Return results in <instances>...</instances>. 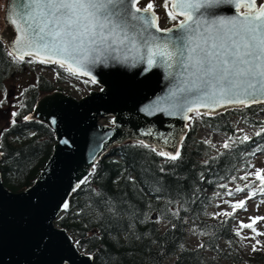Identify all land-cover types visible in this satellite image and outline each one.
<instances>
[{
  "label": "trees",
  "instance_id": "trees-1",
  "mask_svg": "<svg viewBox=\"0 0 264 264\" xmlns=\"http://www.w3.org/2000/svg\"><path fill=\"white\" fill-rule=\"evenodd\" d=\"M9 53L0 38V104L12 108L0 130V171L4 185L19 192L39 176L55 144L51 128L31 114L43 94L63 89L59 84L69 73L54 64L55 83L37 72L39 61H19ZM24 72L20 90L15 86L6 92L8 79ZM85 84L88 89L94 85ZM262 108L258 104L199 118L192 114L175 161L137 141L111 148L73 192L56 223L82 252L93 255L95 264H264V245L255 242V251L245 246L235 211L219 210L230 186L252 191L260 181L250 172L252 155L264 150ZM236 117L255 132L248 135ZM202 128L224 135L230 147H216L200 135ZM244 135L250 139L242 141ZM245 175L247 180L241 179ZM190 237L199 245L193 246Z\"/></svg>",
  "mask_w": 264,
  "mask_h": 264
},
{
  "label": "snow or ice",
  "instance_id": "snow-or-ice-1",
  "mask_svg": "<svg viewBox=\"0 0 264 264\" xmlns=\"http://www.w3.org/2000/svg\"><path fill=\"white\" fill-rule=\"evenodd\" d=\"M227 2L235 10H247L208 18L206 10L218 6L221 0H164L168 19H183L173 27L161 28L153 0L143 7L141 0H27L19 23L11 21L17 25L19 36L13 38L14 53L9 55L19 61L27 55L39 58L40 63L57 64L71 75L90 77L85 83L93 84L98 83L92 75L98 64L125 62L131 56L133 62L146 63L145 71L154 67L166 70L174 81L169 115L179 114L188 120L194 118L188 113L199 118L217 107L264 103V5L257 6L255 0ZM202 108L207 111L202 113ZM141 110L153 115L162 109L156 106ZM115 122L113 118L111 123ZM51 123H56L55 118ZM241 139L247 141L250 137L244 135ZM139 143L149 147L143 141ZM223 147H230L228 140ZM158 155L175 161L180 152L159 151ZM262 171L257 169L255 175L264 184ZM241 179L247 180V175ZM236 191L244 189L237 187ZM244 205V200L233 204V212ZM63 207L67 209L68 204ZM250 219L252 223L241 222L240 228L255 231L256 220L264 218Z\"/></svg>",
  "mask_w": 264,
  "mask_h": 264
},
{
  "label": "water",
  "instance_id": "water-1",
  "mask_svg": "<svg viewBox=\"0 0 264 264\" xmlns=\"http://www.w3.org/2000/svg\"><path fill=\"white\" fill-rule=\"evenodd\" d=\"M26 2L5 0L6 28L0 37L13 53L12 40L19 36V30L11 21L19 23ZM255 3L264 5V0ZM246 10H235L227 0H221L218 6L206 10V15L231 16ZM145 67L146 63L133 62L131 56L125 62L98 64L92 75L103 91L91 90L80 99L54 91L38 100L32 117L54 132V150L33 184L22 191L9 190L0 171V264H95L93 255L82 252L68 230L56 224L63 205L81 186L80 181L111 148L129 141H143L158 152L180 151L189 120L179 114L169 115L174 81L163 68L145 71ZM156 106L162 110L153 115L141 110ZM242 108L217 107L211 114ZM9 112V108L2 110L7 115ZM109 117L115 118V124L100 123ZM53 118L55 124L51 123Z\"/></svg>",
  "mask_w": 264,
  "mask_h": 264
},
{
  "label": "rangeland",
  "instance_id": "rangeland-1",
  "mask_svg": "<svg viewBox=\"0 0 264 264\" xmlns=\"http://www.w3.org/2000/svg\"><path fill=\"white\" fill-rule=\"evenodd\" d=\"M263 0H259V3H262ZM148 0H143L140 4L141 7L146 5ZM154 5H155V11L160 14V23L161 25H167V11L163 7L164 0H153ZM4 5H5V0H0V33L3 32L6 28V24L4 22ZM27 72L24 73H19V74H14L11 78L8 79L7 81V89L6 92H10L11 89H13L15 86H17V89L20 90L23 82L26 80ZM64 90L67 92H71L72 95L75 97L80 98L81 94L78 90L71 88L70 86L64 85L63 86ZM100 86L95 84L92 89H99ZM86 91V90H85ZM7 93V94H8ZM4 95V94H3ZM1 96V93H0ZM3 98V96L0 98V100ZM10 105H2L0 104V130L3 127V124H5L6 120L8 119V115L2 113L1 111L9 107ZM11 109V108H10ZM10 116V114H9ZM239 119L237 122H240L239 124L242 125L244 128L245 132L248 135H252L255 132V129L251 127L249 124H246L241 117H236ZM258 118H261L264 121V108L261 109L259 112ZM102 123H109L111 122L107 121V119L102 120ZM200 135L203 138L209 139L212 141V143L216 146L219 147L223 144L224 135H221L219 133H211L207 129L202 128L200 130ZM253 163H252V171L250 172V177L251 178H257L255 173L257 169L264 170V150L263 151H257L252 155ZM261 175H264V171H262ZM241 186H236V187H229V191H231V195L226 192L224 194V197L220 201L221 205L219 207V210H228V212L233 213V204L244 200L245 205L243 208L237 207L235 209V218L238 219L237 225L238 228H240L241 222L244 224H250L252 223V220L250 218H264V191H261L263 186H261V182H254L253 185V190L252 191H244L242 192H237L236 188ZM253 193H255L253 195ZM249 197H251L249 199ZM253 228L255 231H253L252 228H243L241 229V235L243 239V244L245 246H248V248H251L252 245L259 241V243L264 245V219H257L255 224L253 225ZM260 233V234H257ZM190 242L193 246H198L199 241L195 237H190ZM249 250V249H248ZM246 252V250H245Z\"/></svg>",
  "mask_w": 264,
  "mask_h": 264
}]
</instances>
